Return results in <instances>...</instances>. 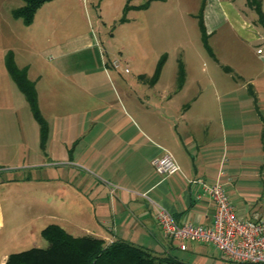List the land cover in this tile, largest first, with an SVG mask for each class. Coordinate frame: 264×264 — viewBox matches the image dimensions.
<instances>
[{
	"label": "rangeland",
	"instance_id": "obj_1",
	"mask_svg": "<svg viewBox=\"0 0 264 264\" xmlns=\"http://www.w3.org/2000/svg\"><path fill=\"white\" fill-rule=\"evenodd\" d=\"M146 1L128 0V3L138 5ZM124 2L50 0L36 9L31 24L24 25L11 14V10L19 7L22 1L0 0V262L9 253L32 246L45 247L46 241L40 237L39 231L47 224H56L67 231L74 225L73 232L68 231L73 235L82 233L83 227L80 220L74 218L72 169H66L67 165L61 161L73 148L64 149L55 144L48 147L46 142L40 146L38 126L6 70L7 54L12 56L17 68L26 69V78L35 84L37 107L43 118L56 113L83 117L86 112L91 115L99 109L101 104L93 102L90 94L83 91V76L78 75L82 85L76 79L74 86L64 80L65 76L55 74L59 66L86 69L99 66L97 48L107 62L118 58L121 66L128 68L129 74L122 75L126 79L136 71L152 69L162 57L159 83L171 85V90L176 86L177 65L180 63L185 90L173 101L191 106L187 112L190 113L188 116H194H190L194 120L189 122L195 128H201V121H197L195 115L211 111L209 99L214 94L223 93L228 98L230 93L227 92H235L237 88L232 81L241 86L243 80L249 82V77L255 76L251 71L253 67L260 69L254 59L255 46L238 40L230 24H221L207 36L205 41L209 52L205 49L198 27L200 0H155L150 4L148 1L147 9V6L129 9L124 20L119 21ZM245 9L252 24L260 28L252 20L254 12ZM82 42H90L92 46L81 49ZM64 53L68 56L60 57ZM255 77L251 81V93L263 116L264 76ZM114 80L111 73L108 77L98 78L99 88L108 101L114 99L110 87L112 83V88L116 89ZM243 88L236 95L242 93L247 98L248 86ZM53 89L61 95L54 106L50 105ZM116 96H119L118 90ZM200 96L204 101L198 99ZM192 97L198 101L190 103ZM206 102L207 107L203 105ZM250 102V114H254L256 111ZM224 103L226 107L227 100ZM110 109L116 111L114 106ZM173 123L177 122L171 121L169 129L161 130V133L177 136L179 131L172 126ZM200 131L196 130L193 137L201 140ZM260 205L258 199L252 202V207L259 212ZM261 217L264 218V214ZM185 242L187 249L184 251L176 248L175 241L171 242L173 246L169 249L170 254L184 264H249L228 261L211 246ZM192 245L197 248L194 250L193 246L191 249Z\"/></svg>",
	"mask_w": 264,
	"mask_h": 264
},
{
	"label": "crops",
	"instance_id": "obj_2",
	"mask_svg": "<svg viewBox=\"0 0 264 264\" xmlns=\"http://www.w3.org/2000/svg\"><path fill=\"white\" fill-rule=\"evenodd\" d=\"M152 1L155 0L149 4ZM245 8L244 0H204L203 26L209 36L221 24H230L238 40L255 46L254 59L260 69L253 67L251 71L255 76H264V31L252 24ZM261 9L264 14V0ZM91 46L90 42H82L80 48ZM97 54L99 66L91 69L59 66L55 74L65 76L64 80L74 86L78 75L83 76V91L90 94L93 102L101 104L99 109L91 115L86 112L83 117L69 113L44 117L47 146L73 148L61 161L69 167L66 169H72L74 218L83 227L79 235L68 232H73L74 225L68 231L62 228L73 236L90 235L102 238L105 243L121 239L155 253H170L173 244L162 235L152 203L166 209L177 223L208 225L213 208L203 185L212 184L222 186L237 217L264 221L261 217L264 214V115L257 110L251 93V81L256 77H249V82L243 80L241 86L232 81L237 88L235 92H227L228 98L223 93L222 97L214 94L209 99L211 111L195 115L201 121V128H195L189 122L194 116L190 115L191 118L187 112L191 106L173 101L174 97L183 95L184 81L171 90V85L159 83L160 71L152 80L154 67L136 71L126 79L122 75L129 71L125 74L108 69L107 60L98 48ZM64 55L68 56L64 53L60 57ZM110 73L115 78L116 89L111 83L114 99L108 101L99 88L98 78L108 77ZM244 86H248L247 98L242 93L236 95ZM254 88L256 91L255 85ZM51 95L50 105L54 106L61 95L56 89ZM150 96L155 99H149ZM201 96L198 99L202 102ZM198 99L192 97L189 102L193 104ZM224 100L228 102L226 107ZM250 101L254 114H250ZM203 105L207 107V102ZM112 106L115 112L111 111ZM171 121L177 122L172 125L179 131L177 136L161 133L169 129ZM196 130H201L202 135L198 132L201 140L193 137ZM161 150L168 152L177 164L174 174L158 176L151 166L150 159ZM255 199L261 202L260 212L252 207ZM184 244L181 251L187 249Z\"/></svg>",
	"mask_w": 264,
	"mask_h": 264
},
{
	"label": "trees",
	"instance_id": "obj_3",
	"mask_svg": "<svg viewBox=\"0 0 264 264\" xmlns=\"http://www.w3.org/2000/svg\"><path fill=\"white\" fill-rule=\"evenodd\" d=\"M22 5L11 10L15 18H19L24 25H28L33 18L36 9L50 0H21ZM146 2L138 5H129L125 0L122 6V16L129 9H144ZM245 6L254 12L256 23L264 31V14L261 9V0H244ZM204 0H200L198 27L200 38L205 49L209 52L206 44L207 34L202 22V10ZM6 70L22 93L31 115L38 126L40 146L42 147L47 136V124L39 113L37 96L33 82L25 76L24 67L17 68L12 61V56H5ZM162 57L155 64L152 80L159 74ZM176 86L183 83L184 71L181 64L177 65ZM40 237L46 241L45 247L32 246L24 250L9 253L5 256L2 264H184L170 253H155L147 248L136 246L130 242L114 239L105 243L102 238L80 235L73 236L56 224H47L39 231Z\"/></svg>",
	"mask_w": 264,
	"mask_h": 264
},
{
	"label": "built area",
	"instance_id": "obj_4",
	"mask_svg": "<svg viewBox=\"0 0 264 264\" xmlns=\"http://www.w3.org/2000/svg\"><path fill=\"white\" fill-rule=\"evenodd\" d=\"M114 70L128 72L118 58L107 62ZM158 174L168 176L178 170L171 155L163 151L150 159ZM203 191L212 202V216L208 225L177 223L172 214L152 203L154 219L163 236L175 241L180 250L185 241L210 244L228 261L235 263L264 264V221L261 218L237 217L224 189L219 184L203 185Z\"/></svg>",
	"mask_w": 264,
	"mask_h": 264
}]
</instances>
